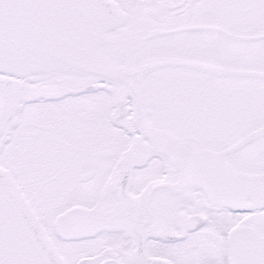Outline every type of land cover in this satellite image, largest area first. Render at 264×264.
<instances>
[{
	"label": "snow or ice",
	"instance_id": "6c2138e0",
	"mask_svg": "<svg viewBox=\"0 0 264 264\" xmlns=\"http://www.w3.org/2000/svg\"><path fill=\"white\" fill-rule=\"evenodd\" d=\"M0 264H264V0H0Z\"/></svg>",
	"mask_w": 264,
	"mask_h": 264
}]
</instances>
